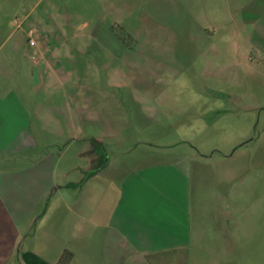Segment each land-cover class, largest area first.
Returning <instances> with one entry per match:
<instances>
[{
  "label": "crops",
  "instance_id": "0c3cea01",
  "mask_svg": "<svg viewBox=\"0 0 264 264\" xmlns=\"http://www.w3.org/2000/svg\"><path fill=\"white\" fill-rule=\"evenodd\" d=\"M104 20L87 33L77 26L72 46L42 36L28 49L44 87L33 108L20 93L9 105L0 95V264H57L65 250L68 264H208L210 256L228 264L243 243L240 167L189 141L123 134L140 127L142 112L167 110L150 103L160 94L153 87H107L127 84L114 63L138 55L148 66L137 75H151L141 50L162 46L115 38ZM70 49L77 80L97 87H64L59 58ZM90 61L95 73L82 67Z\"/></svg>",
  "mask_w": 264,
  "mask_h": 264
},
{
  "label": "rangeland",
  "instance_id": "374dc122",
  "mask_svg": "<svg viewBox=\"0 0 264 264\" xmlns=\"http://www.w3.org/2000/svg\"><path fill=\"white\" fill-rule=\"evenodd\" d=\"M105 18L115 38L162 46L141 50L156 69L149 77L137 75L138 67L148 66L138 55L114 63L127 84L107 87H153L160 94L150 103L167 110L142 112L140 127L123 134L189 141L215 157L231 155L241 169L243 243L228 264H264V0H0L2 104H11L15 93L32 108L40 99L44 87L32 77L35 55L28 49L37 50L42 36L72 46L77 26L87 24V33ZM158 50L166 55H154ZM71 51L59 58L64 87L88 81L97 87V80H77V50ZM82 67L96 72L94 61ZM100 70L106 85L109 71ZM159 121V128L151 127ZM208 264L223 263L210 256Z\"/></svg>",
  "mask_w": 264,
  "mask_h": 264
},
{
  "label": "trees",
  "instance_id": "16d2710c",
  "mask_svg": "<svg viewBox=\"0 0 264 264\" xmlns=\"http://www.w3.org/2000/svg\"><path fill=\"white\" fill-rule=\"evenodd\" d=\"M71 257H72V253L67 251V250H65L61 254L57 264H68V262L70 261Z\"/></svg>",
  "mask_w": 264,
  "mask_h": 264
},
{
  "label": "built area",
  "instance_id": "2783aa9c",
  "mask_svg": "<svg viewBox=\"0 0 264 264\" xmlns=\"http://www.w3.org/2000/svg\"><path fill=\"white\" fill-rule=\"evenodd\" d=\"M31 44H33V41H31Z\"/></svg>",
  "mask_w": 264,
  "mask_h": 264
}]
</instances>
